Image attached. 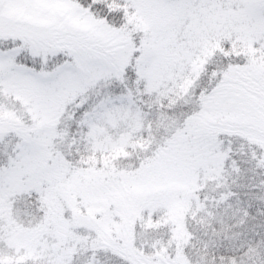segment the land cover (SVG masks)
Here are the masks:
<instances>
[{
  "label": "snow or ice",
  "instance_id": "obj_1",
  "mask_svg": "<svg viewBox=\"0 0 264 264\" xmlns=\"http://www.w3.org/2000/svg\"><path fill=\"white\" fill-rule=\"evenodd\" d=\"M0 264H264V0H0Z\"/></svg>",
  "mask_w": 264,
  "mask_h": 264
}]
</instances>
